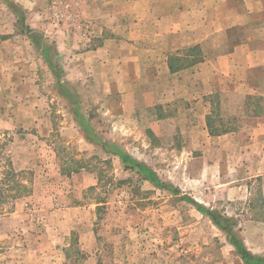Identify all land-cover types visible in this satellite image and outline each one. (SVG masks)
Here are the masks:
<instances>
[{"label": "rangeland", "instance_id": "obj_1", "mask_svg": "<svg viewBox=\"0 0 264 264\" xmlns=\"http://www.w3.org/2000/svg\"><path fill=\"white\" fill-rule=\"evenodd\" d=\"M124 2L0 0V143L29 187L0 203V264H245L230 235L184 196L232 217L246 248L264 255V179L241 155L219 152L210 126H233L222 108L203 127L153 75L131 82L115 57L121 45L100 49L114 33L101 34V20ZM106 147L171 187L126 169Z\"/></svg>", "mask_w": 264, "mask_h": 264}, {"label": "crops", "instance_id": "obj_2", "mask_svg": "<svg viewBox=\"0 0 264 264\" xmlns=\"http://www.w3.org/2000/svg\"><path fill=\"white\" fill-rule=\"evenodd\" d=\"M114 11L111 25L101 20V34L114 33L100 49L121 45L115 57L132 70L131 82L153 75L203 127L222 108L233 126L211 135L219 152L241 155L264 179V0H125Z\"/></svg>", "mask_w": 264, "mask_h": 264}, {"label": "trees", "instance_id": "obj_3", "mask_svg": "<svg viewBox=\"0 0 264 264\" xmlns=\"http://www.w3.org/2000/svg\"><path fill=\"white\" fill-rule=\"evenodd\" d=\"M10 7L13 8L11 4H10ZM30 37L32 38L36 46L44 50L46 54V59L49 62L50 67L53 69L56 76L59 77V66L49 57V49L46 48L44 45L43 35L32 31V33L30 34ZM59 84L62 85L61 81L59 82ZM65 93L67 94V92ZM211 117H209L210 125L212 124ZM82 125L85 126L83 122H82ZM224 131H226V128L221 131V130L214 129V127L210 126V132L212 134H221ZM106 148L108 150L111 149V151H113L114 153L119 154L121 161L124 164L125 168L129 170L137 171V173H139L143 177L144 180L152 182L157 187H163V188L171 187L169 184L166 185L162 183L156 171H154L150 166L136 160L124 150L118 147L117 148L106 147ZM9 157L10 156L5 151L4 144L0 143V159H1L0 163H3V164L6 163L4 165L5 168H3V171L1 172V176H0V203L4 202L6 197H10L12 199L15 197H19L23 193L27 192L29 189V187L21 179H19L20 173L19 171H16ZM11 182H13L14 187H11L12 186ZM7 188H10V189H7ZM184 199L194 204L199 211L206 213L217 226H219L222 230H224L230 235L232 243L236 246L237 251L245 264H264V255H257V254L250 252L246 248L243 240L239 239L236 236V233L233 231V226L236 223L234 222V219L232 217L218 214L208 209L202 203L196 201L190 196H184Z\"/></svg>", "mask_w": 264, "mask_h": 264}]
</instances>
